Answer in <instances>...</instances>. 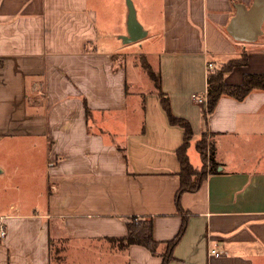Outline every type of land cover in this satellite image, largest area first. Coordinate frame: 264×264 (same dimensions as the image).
<instances>
[{"label": "crops", "instance_id": "1", "mask_svg": "<svg viewBox=\"0 0 264 264\" xmlns=\"http://www.w3.org/2000/svg\"><path fill=\"white\" fill-rule=\"evenodd\" d=\"M253 1L142 0L136 9L149 43L140 53L155 59L172 114L190 122L193 138H215L217 172L183 194L178 212L185 130L170 123L156 88L128 102L127 67L115 60L122 49L99 42L98 28L127 34L128 7L117 9L114 30L101 0H0V146L32 139L44 169L34 207H0V264H161L147 247L121 243L127 222L152 217L164 242L185 215L168 264H264V90L222 96L210 114L193 97L207 95L208 62L247 53L227 84L264 73V23L251 44L227 32L236 6ZM188 156L202 167L194 142ZM6 173L0 165L5 190Z\"/></svg>", "mask_w": 264, "mask_h": 264}, {"label": "trees", "instance_id": "2", "mask_svg": "<svg viewBox=\"0 0 264 264\" xmlns=\"http://www.w3.org/2000/svg\"><path fill=\"white\" fill-rule=\"evenodd\" d=\"M237 5V4H236ZM142 67L148 75L154 80L156 91L160 95L162 105L167 111L170 123L180 125L184 128V141L177 150V155L180 160V186L175 195V202L178 212H183L181 198L186 192H195L200 189L201 185L208 175L216 173L218 163L215 159V143L212 140L207 143L206 134L203 133L196 141L195 147L198 151L202 167L200 169L190 162L188 156V148L194 136L190 122L187 119L176 117L172 114L170 102L167 94L162 90L160 72L154 73L152 66L147 61L146 56L142 55ZM248 62L247 53H243L238 58H232L226 62L214 67L213 70H208L207 74V114L212 113L222 96H231L238 100L244 99L251 91L255 89L264 90V73H247L243 77L241 84H227L224 80L225 74L232 71L234 68L246 65ZM87 113L90 112L86 106ZM187 226V217H183L182 225L178 233L168 241L160 242L154 237V226L152 217L142 218L132 216L127 222V235L121 239L123 245L138 244L147 247L155 255L162 256L161 264H168L174 259L173 250L182 238ZM160 246H164L165 250L159 251Z\"/></svg>", "mask_w": 264, "mask_h": 264}, {"label": "rangeland", "instance_id": "3", "mask_svg": "<svg viewBox=\"0 0 264 264\" xmlns=\"http://www.w3.org/2000/svg\"><path fill=\"white\" fill-rule=\"evenodd\" d=\"M101 1L103 3V12L108 15L111 29H117V21H115L117 9L120 10L121 6L125 7L126 9V0ZM133 1L136 5L139 16V7L142 0ZM156 2L157 0H155L154 6L159 1L157 3ZM99 29L100 28H98L100 43L105 44L104 42H106V40H113V44L115 41L116 45L118 44V47L122 49L118 54H116L115 60L116 64L126 65L127 67L129 80L128 102L130 104L134 103L139 95L155 89L156 87L154 80L142 67L143 58L140 52H145L146 49H149V43L148 41H145L146 37L136 42L124 43L120 38L121 35H116L114 33L112 34L110 31L108 34H105L104 31ZM149 38H151V36ZM150 40L149 42L153 41L152 39ZM151 62L153 63L152 69L154 73L157 74L159 72V68L155 62V59L152 58ZM205 134L207 143L211 142L212 140L215 143V138H213L209 132ZM198 139V137H194L192 138L191 142H194L195 144ZM32 142V139L24 140L22 145L17 146L12 145L10 141L8 144H3L0 146V165L6 167L7 173L5 176H8L9 181V189L7 190L4 188V181L6 179L0 181V207H3L6 202L8 203L9 207L11 202L21 199L24 200L25 206L29 210L31 207H34V204L36 203L37 197L35 196V193L38 190L40 183L39 179L40 176L44 174V169H42L41 163L43 154L40 152L39 148L32 146ZM191 152H194L193 147ZM195 168L200 169L201 165ZM58 253V247L53 244L52 256L54 258H58L60 256V253Z\"/></svg>", "mask_w": 264, "mask_h": 264}, {"label": "water", "instance_id": "4", "mask_svg": "<svg viewBox=\"0 0 264 264\" xmlns=\"http://www.w3.org/2000/svg\"><path fill=\"white\" fill-rule=\"evenodd\" d=\"M128 7L127 34L122 35L124 43L139 41L147 32L138 20L136 8L132 0H126ZM264 0H254L250 6L238 4L236 13L227 26V32L239 42H256L263 34Z\"/></svg>", "mask_w": 264, "mask_h": 264}, {"label": "built area", "instance_id": "5", "mask_svg": "<svg viewBox=\"0 0 264 264\" xmlns=\"http://www.w3.org/2000/svg\"><path fill=\"white\" fill-rule=\"evenodd\" d=\"M214 69V65L212 62H208V70H213ZM194 99H196L198 102L200 103H204L207 102V95L204 96H199L197 94H193ZM6 235V226L2 220V218H0V236L4 237ZM210 254L219 256L220 252L218 250H216L215 248L210 249Z\"/></svg>", "mask_w": 264, "mask_h": 264}]
</instances>
